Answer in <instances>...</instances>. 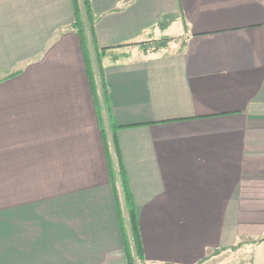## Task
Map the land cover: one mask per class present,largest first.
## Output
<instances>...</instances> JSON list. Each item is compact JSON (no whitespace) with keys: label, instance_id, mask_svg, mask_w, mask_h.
Returning a JSON list of instances; mask_svg holds the SVG:
<instances>
[{"label":"crops","instance_id":"0c3cea01","mask_svg":"<svg viewBox=\"0 0 264 264\" xmlns=\"http://www.w3.org/2000/svg\"><path fill=\"white\" fill-rule=\"evenodd\" d=\"M91 4L0 0V264H127L105 141L143 264H264V0Z\"/></svg>","mask_w":264,"mask_h":264},{"label":"trees","instance_id":"16d2710c","mask_svg":"<svg viewBox=\"0 0 264 264\" xmlns=\"http://www.w3.org/2000/svg\"><path fill=\"white\" fill-rule=\"evenodd\" d=\"M74 5V21L70 25L69 29L75 31L80 37L84 45L94 37V28L97 20V16L94 14L92 9L91 0H73ZM168 17H164L161 26H164ZM176 37H162L160 39H154L150 41H145L137 43L145 52L155 51L168 46L171 42L177 41ZM127 46V45H121ZM108 48L100 49L101 52L106 51ZM97 59L99 60V69H102L100 60L101 54L98 53ZM89 74L91 77V83L94 84V76L89 65ZM18 74L14 73L10 77L16 76ZM100 120V116H99ZM101 124V121H100ZM102 132L104 129L101 127ZM105 147L107 152V159L109 164V172L111 177V184L114 191L115 202L117 206V211L119 214L120 227L123 236V242L125 246L127 264H143V253L142 244L140 238V230L138 223V216L136 206L133 200V196L130 190L128 178L123 169L122 163L118 161L117 169L114 168L112 160L110 158V153L108 152V144L105 141ZM124 215L128 218V226L130 233L126 230V220ZM264 242V238H260L254 243ZM242 246V242L238 243L231 250H238ZM215 251L214 254L222 252ZM200 264V263H198Z\"/></svg>","mask_w":264,"mask_h":264},{"label":"rangeland","instance_id":"374dc122","mask_svg":"<svg viewBox=\"0 0 264 264\" xmlns=\"http://www.w3.org/2000/svg\"><path fill=\"white\" fill-rule=\"evenodd\" d=\"M177 34V33H176ZM95 63L97 64V66H98V63L95 61ZM236 257H238V255H236V256H227V260H229L228 258H230V261L229 262H231L230 264H232V261H233V259H235ZM236 260V259H235Z\"/></svg>","mask_w":264,"mask_h":264}]
</instances>
